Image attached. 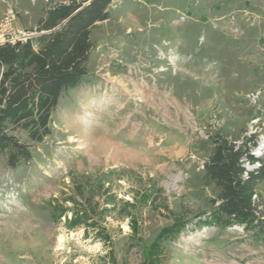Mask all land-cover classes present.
Segmentation results:
<instances>
[{
    "label": "rangeland",
    "instance_id": "obj_1",
    "mask_svg": "<svg viewBox=\"0 0 264 264\" xmlns=\"http://www.w3.org/2000/svg\"><path fill=\"white\" fill-rule=\"evenodd\" d=\"M34 1L45 10L72 0ZM24 2L0 0V19L12 9L16 28L39 32L40 16L17 10ZM109 11L49 132L13 131L32 157L11 167L0 151V264H141L171 210L190 222L164 243L163 264H264V179L256 225L206 224L218 190L200 166L210 135L248 146L264 135V0H113ZM108 169L118 198L133 200L150 177L163 188L137 211L139 237L118 208L101 222L110 242L51 219L48 201L70 191L72 174Z\"/></svg>",
    "mask_w": 264,
    "mask_h": 264
},
{
    "label": "trees",
    "instance_id": "obj_2",
    "mask_svg": "<svg viewBox=\"0 0 264 264\" xmlns=\"http://www.w3.org/2000/svg\"><path fill=\"white\" fill-rule=\"evenodd\" d=\"M88 1L72 0L50 7L39 23L41 33L37 37L0 46V151L7 152L11 167L32 157L30 145L13 131L21 127L33 139L41 140L49 132L50 114L62 93L79 85L88 73L87 62L95 46L92 28L109 18L113 0H91L85 4ZM208 139L212 149L203 171L218 192L211 199L215 207L204 223L253 227L260 220L254 195L264 179V163L244 177L246 167L241 161L245 155L255 160L247 144L253 139L247 138L239 145L219 133ZM116 173V169H108L72 174L70 191L48 201L51 219L58 223L64 218L69 229L84 226L86 234L90 229L96 230V237L110 242V234L101 222L118 208L117 217L129 218L132 235L139 237L141 222L137 211L153 207L155 195L163 188L150 177V186L135 193L133 200L118 198L113 191ZM171 212L172 224L160 230L141 264H163L164 243L175 239L190 222Z\"/></svg>",
    "mask_w": 264,
    "mask_h": 264
},
{
    "label": "built area",
    "instance_id": "obj_3",
    "mask_svg": "<svg viewBox=\"0 0 264 264\" xmlns=\"http://www.w3.org/2000/svg\"><path fill=\"white\" fill-rule=\"evenodd\" d=\"M15 13L12 9L8 10L5 15L0 19V46L10 43L15 44L17 42H25L29 39L37 37L41 32H29L22 29H18L15 26ZM248 98L252 101H256L259 97V92L252 91L247 94ZM261 120L260 116L255 117L252 121L257 123ZM238 145L239 142H235ZM250 154L255 157L254 161H251L247 156H243L241 161L243 162L246 170L244 171V177H248L249 171L254 170L260 166V159L264 155V135L260 137L259 140H256L255 143L250 146ZM205 160L200 161V166L204 168ZM257 197V193L254 195V198Z\"/></svg>",
    "mask_w": 264,
    "mask_h": 264
},
{
    "label": "crops",
    "instance_id": "obj_4",
    "mask_svg": "<svg viewBox=\"0 0 264 264\" xmlns=\"http://www.w3.org/2000/svg\"><path fill=\"white\" fill-rule=\"evenodd\" d=\"M25 2L23 3V6H21L19 9L17 10H21L24 11V14H38L40 16V20L39 23L41 21V19L45 16L46 11L50 8H45V10H42V5H36V1L34 0H24ZM22 5V4H21ZM44 11V12H43ZM39 13H42L41 15Z\"/></svg>",
    "mask_w": 264,
    "mask_h": 264
},
{
    "label": "water",
    "instance_id": "obj_5",
    "mask_svg": "<svg viewBox=\"0 0 264 264\" xmlns=\"http://www.w3.org/2000/svg\"><path fill=\"white\" fill-rule=\"evenodd\" d=\"M90 1H91V0H89V1H88L87 3H85V4H88ZM78 10H79V9H78ZM78 10H77V11H78ZM77 11H76V12H77Z\"/></svg>",
    "mask_w": 264,
    "mask_h": 264
}]
</instances>
